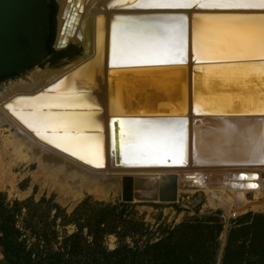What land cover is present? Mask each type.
<instances>
[{
  "label": "bare ground",
  "instance_id": "6f19581e",
  "mask_svg": "<svg viewBox=\"0 0 264 264\" xmlns=\"http://www.w3.org/2000/svg\"><path fill=\"white\" fill-rule=\"evenodd\" d=\"M59 1L60 41L84 52L0 95L15 165L36 162L66 204L127 175L144 181L138 202H158L169 174L179 201L191 172L222 173L239 208L263 193L264 0ZM212 61L229 64L199 65Z\"/></svg>",
  "mask_w": 264,
  "mask_h": 264
},
{
  "label": "trees",
  "instance_id": "16d2710c",
  "mask_svg": "<svg viewBox=\"0 0 264 264\" xmlns=\"http://www.w3.org/2000/svg\"><path fill=\"white\" fill-rule=\"evenodd\" d=\"M51 38L48 43L51 62L56 63L69 50L54 48L57 3L52 0ZM1 196V194H0ZM128 203L117 205L92 201L90 197L68 215L53 200L43 198L14 201L12 207L0 205V254L4 264H264V215L252 212L238 218L227 231L224 247L221 237L224 226L219 211L186 219L173 229L167 228L156 240L139 245L148 233L145 224L126 214ZM23 229L19 227L22 211ZM56 211L54 215L51 211ZM73 224L77 232L66 238L57 250L58 232L54 226ZM87 229L90 243L83 237ZM117 239V247L105 246L108 237ZM35 237V242L29 238ZM128 240L134 242L130 245ZM90 243V244H89ZM43 245V246H41ZM80 259V260H79ZM82 260V261H81Z\"/></svg>",
  "mask_w": 264,
  "mask_h": 264
},
{
  "label": "rangeland",
  "instance_id": "374dc122",
  "mask_svg": "<svg viewBox=\"0 0 264 264\" xmlns=\"http://www.w3.org/2000/svg\"><path fill=\"white\" fill-rule=\"evenodd\" d=\"M56 3L58 6V10L56 16L54 48L57 47V44L59 45L62 36V5L59 0H56ZM61 48V50H56L61 52L72 49L78 50V52H84L81 45L75 42H70L66 47ZM77 48H79L80 50ZM82 53L79 56H81ZM49 67L51 66H41L40 69L45 70ZM33 74L32 72H30L22 77H19L18 79L0 85V95L4 93H11V89L18 84L28 83V81L31 80ZM68 113L70 112L68 111ZM3 129H0V205L2 204V202H4L5 205L12 207L14 201L23 202L28 199H33L34 203L39 204L40 201L45 198L46 200H53V203L58 204L63 210H65L66 214L71 215L88 197H90L92 201L106 202L113 205L124 203L122 200V179L117 181L116 186L104 199H98L92 194L84 192L83 197L77 202L72 201L66 204L64 203V201H62V199L59 200L60 194L56 190H51L49 186L42 185L40 182L35 181V175L38 172V164L36 162H24L20 165H15L16 160L15 158H13L11 150V147L13 145L12 134L11 132H8L6 130L8 129V127H5ZM137 168L144 169L155 167L146 166ZM211 177H217L218 180L216 181L221 182L224 188H226L227 182L226 179H224L225 176L222 173L216 175L213 174ZM230 191L227 190L226 193L230 195V200L234 203L233 205H235L236 208L235 211L239 213L240 217L246 215L249 212L264 215V191L262 194H258V196H256L257 194H255L254 192H250L251 194L249 193L247 195V198L250 202H248L241 208H239L236 203L237 199L235 196L236 194H234L235 192L232 191V193ZM128 204L129 208L126 214H132L130 215L131 217L141 220L148 229V233L141 240L140 238H136V242H139V245H144V243L148 240L157 241L162 236V233L164 231H167V228L173 229L184 222L186 219L193 218L197 215L204 216V214L209 213V211H207L208 209H204V205L206 204L204 192H198V190H195L194 187H188L185 184H183V191H181V193L179 194V201L176 204H160L157 202L143 203L135 200ZM211 204L213 205V202ZM226 211L229 213L230 208ZM55 212L56 211L52 210L51 214L54 215ZM26 213V210L22 211L23 215L19 217L18 224L24 232L25 230L23 229V216H25L24 214ZM221 213L222 212L219 211V214ZM56 224L57 225L54 226V230L58 232V238L56 241L57 243L54 245V249L57 250L58 248H60L66 238L71 237L77 232V228L73 224L62 227L60 219ZM87 233L88 231L87 229H85L83 237L91 243L92 240L88 237ZM25 234L29 235L31 234V232L26 231ZM226 237L227 232L226 236L222 237V239L220 240L222 243V247H224L225 245ZM36 240L37 238L35 239V237L29 238L30 242H35ZM128 243L130 245H134V242H132L131 240H128ZM105 246L109 250H114L117 247V239L114 236L108 237L105 241ZM0 264H4L3 256L1 254Z\"/></svg>",
  "mask_w": 264,
  "mask_h": 264
},
{
  "label": "water",
  "instance_id": "95a60500",
  "mask_svg": "<svg viewBox=\"0 0 264 264\" xmlns=\"http://www.w3.org/2000/svg\"><path fill=\"white\" fill-rule=\"evenodd\" d=\"M53 11L52 0H0V85L33 72L49 60L48 43L51 38V16ZM56 46L58 50L62 49L58 44ZM193 51L192 48V53ZM193 58L195 59L196 56L193 55ZM196 62L200 61L197 60ZM226 64L229 63L217 62L199 65ZM200 72L202 70H196L195 65H193L192 70L188 71V89L192 103L198 97ZM116 78L112 77L113 82ZM124 101V104H126L125 92H123ZM223 115L239 116L241 114L227 113ZM121 181L124 203L133 202V193L144 189V181L137 179L136 176H124ZM178 185V176L169 174L167 184L160 187L157 203H178ZM145 200L140 202L150 203L147 199Z\"/></svg>",
  "mask_w": 264,
  "mask_h": 264
},
{
  "label": "built area",
  "instance_id": "2783aa9c",
  "mask_svg": "<svg viewBox=\"0 0 264 264\" xmlns=\"http://www.w3.org/2000/svg\"><path fill=\"white\" fill-rule=\"evenodd\" d=\"M191 175L187 177L189 184L193 186H198L194 188L198 192H204L206 204L204 209L207 211H221V220L224 226V232L222 237L226 236V232L233 226L236 220L240 217L239 213L235 211V205L230 200V195L226 193L227 190H230L226 186L224 188L221 182H218L216 178H212L210 174L205 172H191ZM251 194V193H250ZM189 199V198H188ZM213 202V205L211 204ZM230 207L229 213L225 210V207ZM221 237V239H222Z\"/></svg>",
  "mask_w": 264,
  "mask_h": 264
},
{
  "label": "flooded vegetation",
  "instance_id": "af4514ba",
  "mask_svg": "<svg viewBox=\"0 0 264 264\" xmlns=\"http://www.w3.org/2000/svg\"><path fill=\"white\" fill-rule=\"evenodd\" d=\"M56 1V0H55ZM58 10V9H57ZM56 16H57V12H56V15H55V26H56ZM69 44V43H68ZM60 46L61 47H66L67 45H63L62 44V41H60ZM57 48H55V50H56ZM77 49H79V48H77ZM80 50V49H79ZM69 54H67V55H65L62 59H60L58 62H56V63H52L51 62V60H52V58H53V56H50V58H49V60L43 65V66H56V65H58V64H60V63H65L66 61L67 62H72V61H70V60H73L75 57H77V56H79L81 53H82V51L80 52H78V50H72V49H69ZM66 62V63H67Z\"/></svg>",
  "mask_w": 264,
  "mask_h": 264
}]
</instances>
